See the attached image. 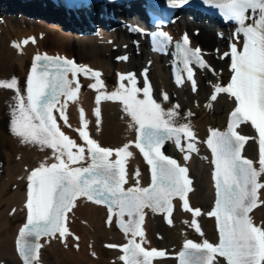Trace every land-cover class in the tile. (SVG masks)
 Listing matches in <instances>:
<instances>
[{"label": "bare ground", "instance_id": "1", "mask_svg": "<svg viewBox=\"0 0 264 264\" xmlns=\"http://www.w3.org/2000/svg\"><path fill=\"white\" fill-rule=\"evenodd\" d=\"M16 5L27 9H18V13L7 11L6 6ZM30 10L37 13L41 10L51 16L58 13L57 9L53 10L36 1L8 0L0 4V82H10L15 78L20 94L26 95V82L31 66L35 56L41 53H54L71 58L75 55L77 59H73L77 61L78 66L100 72V79L104 84L102 89L90 87L96 83L95 78L78 74L80 91L76 100L67 101V124L60 119L58 112H54L61 130L77 145L86 148L79 136V130L83 127L81 110L87 122V128L84 130L101 147L119 149L129 145L131 156L126 159L125 164V189L136 186L137 180L142 188L151 184L150 165L135 147L138 125L134 124L131 116L125 111L122 101L101 99L97 105L96 97L119 91L121 84L130 88L131 84L127 79L121 81V75L127 77L128 74H133L136 86L141 90L150 86V95L164 110L175 109L178 113L175 117L176 126L188 124L195 134L196 139L191 142L195 144L197 151L186 153L180 150L181 147L186 148L190 142L183 134L180 146L175 143V138L168 140V143L170 152L188 168L191 191L187 193L186 198L189 207L193 210L200 209L201 215L194 216L193 212L186 211L179 197L173 201L171 215L145 208L141 224L144 236H137L135 240L168 252V256L155 258L153 264H177L178 254L188 240L201 244L207 240L216 246L220 239L215 217L209 215L213 212L214 197L209 170L211 156L205 146V140L210 137L212 130L221 131L226 128L228 113L235 105L232 96L218 93L216 88L229 84L230 63L228 55L222 54L227 49L228 41L237 42L236 35L231 31L219 35L213 26L210 27L199 20L189 22L180 19L184 28L189 30L192 42L201 48L212 65L211 69H198L193 77L196 83L194 91L192 82L188 79H182V83L171 79V55L150 54L143 48L141 35L125 32V21L133 22V15L127 17L119 14L125 19L123 28L99 27L96 32L79 33L72 27H61L57 19H45L43 13H40L39 17L25 13ZM176 24L179 26L178 21ZM30 38H34L35 43L22 44L23 40ZM15 44L20 47H15ZM69 78L71 79L70 74ZM164 94H167V100L163 99ZM213 95L217 97L215 100L211 99ZM137 96L144 99L142 91ZM15 97V90L0 88V264H24L16 244L19 231L27 220L28 176L42 164L51 165L57 162L53 149L22 143L20 138L13 135L11 121ZM64 99L61 98L62 103ZM97 107L100 108L99 117L95 114ZM6 117L9 118L8 122ZM240 128L249 138L243 148V157L252 160L254 166L259 168L255 134L247 124H241ZM186 154L190 156L187 160ZM85 157V161L81 163L87 166V150ZM110 159H117L115 153ZM78 166L80 164L71 165ZM137 170L139 176L136 175ZM260 180L264 182V176ZM260 200L264 201V189L260 190ZM109 216L107 205L89 201L86 197L78 198L65 219V226L71 235L61 238L57 233L54 237H41L39 243L42 247L38 250V258L33 264H123L120 259L123 256L122 248L132 236L131 233L125 234L121 229L116 215L111 216V223L108 222ZM250 216L254 224L264 226V203L253 209ZM193 219L197 221L203 235L195 230ZM124 220H128L127 215ZM214 264L223 263L216 256Z\"/></svg>", "mask_w": 264, "mask_h": 264}, {"label": "snow or ice", "instance_id": "2", "mask_svg": "<svg viewBox=\"0 0 264 264\" xmlns=\"http://www.w3.org/2000/svg\"><path fill=\"white\" fill-rule=\"evenodd\" d=\"M187 2L169 0L173 7ZM204 3L217 9L226 21L235 22L238 26L237 37L242 34L244 39L242 50H238L235 43L231 45L230 68L234 74L230 83L216 88V92L234 97L237 106L230 114L227 130H212L206 142L214 157L217 189L215 210L209 215L217 220L220 241L216 246L207 240L202 244L186 241L179 253V264H214L217 254L225 258L227 264H264V226L254 224L250 216L253 209L264 203L260 200V190L264 189V182L260 180L264 176V0H204ZM165 39H169L166 34ZM29 42L35 43V39H25L22 44ZM189 44V37L185 34L183 44L178 48L183 58V69L195 91L196 83L189 65L210 66L202 59L201 49H192ZM14 46L20 47L19 44ZM78 74L95 78L96 83L90 85L93 89L104 88L100 72L77 66L73 60L46 54H38L34 58L26 82V95L20 94L15 78L10 82H0V88L16 91L11 121L13 135L20 138L22 143L53 149L57 161L51 165L42 164L28 176V215L19 231L17 250L24 264H33L42 247L39 243L41 237H54L57 233L61 238L71 235L65 226L66 213L75 206L78 198L86 197L89 201L107 205L110 213L108 222L111 223L114 214L125 234L131 233L132 239L123 246L125 255L120 259L126 264H151L152 258L165 257L166 253L156 249L146 250L135 240L137 236H144L141 224L145 208L171 215L172 199L179 197L186 211L193 212L194 216L201 215L200 209L189 207L186 198L191 191L187 168L161 151L164 143L173 138L180 146L181 134L190 142L180 150L186 153L197 151L191 142L196 139L195 134L188 124L176 126L178 113L175 109L164 110L150 95V86L141 90L136 86L133 74L127 77L121 75V81L127 79L131 87L121 84L119 91L98 95L96 103L99 105L101 99L122 101L125 111L138 125L135 147L143 154L152 173L150 187H139L137 180L136 186L125 189V164L131 156L129 145L119 149L101 147L84 130L87 122L82 110L80 117L83 127L79 130V136L86 142L87 148L77 145L61 130L53 114L55 110L60 119L68 123L67 101L76 100L80 91ZM178 83H182L179 77ZM141 91L144 99L137 96ZM62 97L65 98L63 103ZM216 98V95L211 97L212 100ZM163 99H168L167 94L163 95ZM95 114L100 116L99 107L95 109ZM249 122L258 132L259 168L254 166L252 160L242 156L249 138L236 130L241 124ZM86 150L89 163L84 166L81 162L86 159ZM114 153L117 159L111 160ZM189 158L186 154L185 159ZM76 164L80 166L71 167ZM136 175L139 176V170ZM125 215L127 221L124 220ZM192 224L203 235L195 219Z\"/></svg>", "mask_w": 264, "mask_h": 264}, {"label": "rangeland", "instance_id": "3", "mask_svg": "<svg viewBox=\"0 0 264 264\" xmlns=\"http://www.w3.org/2000/svg\"><path fill=\"white\" fill-rule=\"evenodd\" d=\"M74 56H75V55H74ZM75 57H76V59H77V56H75ZM14 103H16V101H15ZM14 105H15V104H14ZM8 119H9L8 117L5 118V120H6L7 122H8ZM6 121H5V124L7 123Z\"/></svg>", "mask_w": 264, "mask_h": 264}]
</instances>
